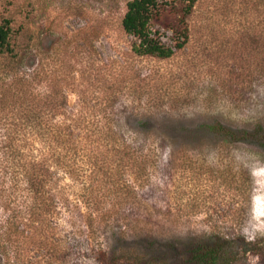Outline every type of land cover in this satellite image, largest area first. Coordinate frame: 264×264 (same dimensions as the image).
I'll list each match as a JSON object with an SVG mask.
<instances>
[{"label": "rangeland", "instance_id": "rangeland-1", "mask_svg": "<svg viewBox=\"0 0 264 264\" xmlns=\"http://www.w3.org/2000/svg\"><path fill=\"white\" fill-rule=\"evenodd\" d=\"M127 1L16 0L31 16L33 63L73 82L69 106L77 93L113 94L117 126L151 155L148 179L123 174L141 185L135 194L102 197L114 225L98 238L116 253H143L154 242L183 256L210 234L238 236L251 250L232 264H264V145L201 135L214 123L264 131L262 0H196L188 15L163 7L152 21L163 43L175 45L176 27L188 26L168 58L132 52L134 38L120 25ZM79 264L101 263L87 253Z\"/></svg>", "mask_w": 264, "mask_h": 264}, {"label": "trees", "instance_id": "trees-1", "mask_svg": "<svg viewBox=\"0 0 264 264\" xmlns=\"http://www.w3.org/2000/svg\"><path fill=\"white\" fill-rule=\"evenodd\" d=\"M195 1L128 0L120 25L134 38L132 52L171 57L188 38V26L176 27L172 46L161 41L152 21L165 6H179L188 15ZM21 6L0 0V264H79L87 253L101 264H232L240 252H249L245 239L211 234L185 248L183 256L175 246L154 242L143 253L125 248L116 253L100 241L99 231L114 225L102 197L119 190L135 194L141 185L129 184L123 174L130 170L138 180L148 179L151 155L117 126L113 94L77 93L69 106L73 82L62 74L50 77L48 67L33 63L35 34L28 9ZM260 27L264 34V15ZM201 135L264 145L260 125L234 129L214 123Z\"/></svg>", "mask_w": 264, "mask_h": 264}]
</instances>
